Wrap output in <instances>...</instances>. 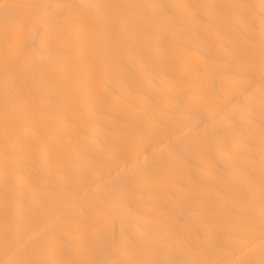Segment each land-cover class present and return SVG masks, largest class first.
I'll list each match as a JSON object with an SVG mask.
<instances>
[{
  "label": "bare ground",
  "instance_id": "1",
  "mask_svg": "<svg viewBox=\"0 0 264 264\" xmlns=\"http://www.w3.org/2000/svg\"><path fill=\"white\" fill-rule=\"evenodd\" d=\"M0 264H264V0H0Z\"/></svg>",
  "mask_w": 264,
  "mask_h": 264
}]
</instances>
